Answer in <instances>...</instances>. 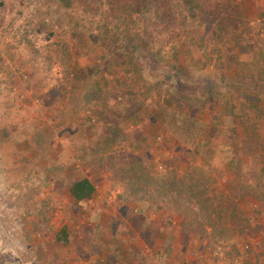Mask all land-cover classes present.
Listing matches in <instances>:
<instances>
[{
  "label": "rangeland",
  "instance_id": "374dc122",
  "mask_svg": "<svg viewBox=\"0 0 264 264\" xmlns=\"http://www.w3.org/2000/svg\"><path fill=\"white\" fill-rule=\"evenodd\" d=\"M196 256L264 264V0H0V264Z\"/></svg>",
  "mask_w": 264,
  "mask_h": 264
},
{
  "label": "crops",
  "instance_id": "0c3cea01",
  "mask_svg": "<svg viewBox=\"0 0 264 264\" xmlns=\"http://www.w3.org/2000/svg\"><path fill=\"white\" fill-rule=\"evenodd\" d=\"M167 122L168 121H166L165 117L163 116L150 118V117L144 116L139 111H136L129 118V125H127L126 128H124L123 126H120V128L123 129L122 134L125 137V139L122 137V140L120 142H122V145L129 148L131 152H134L136 155L140 157L143 156L147 150H149V152L148 151L147 152L151 154L152 152L156 153L158 149H159L158 153L161 152L167 155L168 152L170 151L174 152L175 147L176 148L178 147L177 145L175 146L176 144L175 140H172L173 134L167 127L168 125ZM55 126L51 128L53 131H56ZM71 132L72 131H66V130L63 131L62 129L59 140L64 139L67 142V138H69ZM131 133H133V136L129 137L128 139V135ZM79 138H81V135H78V139ZM70 145L73 148L75 147V144L70 143ZM166 147L169 149L167 150ZM159 158L160 156L158 154L154 156L153 160L155 161V160H158ZM67 159L68 158H66L65 160ZM83 178H87V177H83ZM80 179L82 178H79L77 180H80ZM88 179L94 184L91 177H89ZM96 194H97V189L91 199L87 201H83V202L92 201L96 197ZM161 242L162 244L166 242L165 236L162 237ZM180 260H181L180 261L181 264H223V263L229 264L227 263L229 262V259L228 260L224 259L223 262L220 261L218 263L216 261L217 259H198L197 256H196V259H180ZM240 264H256V263L254 259H249V260L240 259Z\"/></svg>",
  "mask_w": 264,
  "mask_h": 264
},
{
  "label": "trees",
  "instance_id": "16d2710c",
  "mask_svg": "<svg viewBox=\"0 0 264 264\" xmlns=\"http://www.w3.org/2000/svg\"><path fill=\"white\" fill-rule=\"evenodd\" d=\"M96 191L95 185L88 179L82 178L80 180L75 181L70 189V195L76 202H83L91 199ZM61 234L65 237L67 236L66 230H62ZM64 240V239H60ZM66 240V239H65Z\"/></svg>",
  "mask_w": 264,
  "mask_h": 264
}]
</instances>
